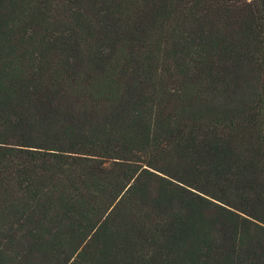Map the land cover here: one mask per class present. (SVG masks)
Masks as SVG:
<instances>
[{"label":"trees","instance_id":"16d2710c","mask_svg":"<svg viewBox=\"0 0 264 264\" xmlns=\"http://www.w3.org/2000/svg\"><path fill=\"white\" fill-rule=\"evenodd\" d=\"M0 264H264V0H0Z\"/></svg>","mask_w":264,"mask_h":264}]
</instances>
